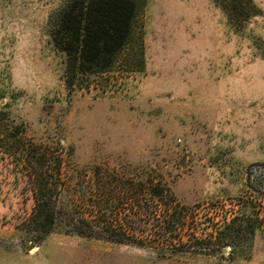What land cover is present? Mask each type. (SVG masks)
I'll use <instances>...</instances> for the list:
<instances>
[{
	"label": "rangeland",
	"instance_id": "obj_1",
	"mask_svg": "<svg viewBox=\"0 0 264 264\" xmlns=\"http://www.w3.org/2000/svg\"><path fill=\"white\" fill-rule=\"evenodd\" d=\"M69 1L0 0V126L59 151L84 186L98 167L169 187L187 246L63 228L34 244L27 178L0 151V264H264V0H136L113 65L71 82L52 38Z\"/></svg>",
	"mask_w": 264,
	"mask_h": 264
},
{
	"label": "trees",
	"instance_id": "obj_2",
	"mask_svg": "<svg viewBox=\"0 0 264 264\" xmlns=\"http://www.w3.org/2000/svg\"><path fill=\"white\" fill-rule=\"evenodd\" d=\"M140 10L136 0H70L62 8L52 38L66 56L70 82L78 72H102L113 65ZM13 129L0 126V151L27 178L33 205L23 226L34 244L63 228L86 239L159 248L167 257L175 245L187 246L181 234L187 215L174 208L176 200L169 187L148 179L117 178L98 167L84 186V181L72 178L85 177L87 172L65 168L59 151L25 142L19 130ZM110 203L117 205L111 207Z\"/></svg>",
	"mask_w": 264,
	"mask_h": 264
},
{
	"label": "water",
	"instance_id": "obj_3",
	"mask_svg": "<svg viewBox=\"0 0 264 264\" xmlns=\"http://www.w3.org/2000/svg\"><path fill=\"white\" fill-rule=\"evenodd\" d=\"M30 248H32V245L31 246H29L28 248H27V250H29ZM225 252V250H223V253Z\"/></svg>",
	"mask_w": 264,
	"mask_h": 264
}]
</instances>
